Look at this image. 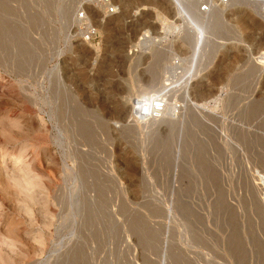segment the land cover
Wrapping results in <instances>:
<instances>
[{"label": "rangeland", "instance_id": "374dc122", "mask_svg": "<svg viewBox=\"0 0 264 264\" xmlns=\"http://www.w3.org/2000/svg\"><path fill=\"white\" fill-rule=\"evenodd\" d=\"M115 1L0 0V264H264V0Z\"/></svg>", "mask_w": 264, "mask_h": 264}, {"label": "built area", "instance_id": "2783aa9c", "mask_svg": "<svg viewBox=\"0 0 264 264\" xmlns=\"http://www.w3.org/2000/svg\"><path fill=\"white\" fill-rule=\"evenodd\" d=\"M100 3L102 6H108L110 5L109 0H100ZM111 7L109 8L111 12ZM199 12L201 13H208L209 8L207 5H202L199 7ZM83 17L82 14L78 15V19H81ZM81 31V36L84 42L86 43H92L95 42L99 38V32L98 30L89 25L86 24ZM140 45L139 47L134 48V53H139L145 46H147L148 43H150L149 36L144 35L142 38H140ZM163 94L156 95L153 98L149 99H143L140 100L138 103V106L135 108L134 112L135 115L133 117V120L135 121H157L161 117L160 115L163 113L165 108V99L162 97Z\"/></svg>", "mask_w": 264, "mask_h": 264}, {"label": "bare ground", "instance_id": "6f19581e", "mask_svg": "<svg viewBox=\"0 0 264 264\" xmlns=\"http://www.w3.org/2000/svg\"><path fill=\"white\" fill-rule=\"evenodd\" d=\"M110 1V5H108V6H102V9H103V11L105 12V14L106 15H108V16H112V15H115V3H116V1L115 0H109ZM228 2V1H227ZM231 2V1H230ZM174 3H175V7L177 8V12H178V14L180 15V16H186L187 18H189L192 22H193V19H192V17H191V13H189V12H187V8H185V6H184V4H183V1L182 0H174ZM185 3V2H184ZM236 3V2H235ZM112 8L111 9V12H110V10H109V8ZM222 7V6H221ZM223 8V7H222ZM210 12V11H209ZM213 12V11H212ZM215 12H216V15H217V17L220 19L221 18V16H222V9L220 10V8H219V10H215ZM201 13V12H200ZM191 14V15H190ZM195 14V13H194ZM202 14H205V13H202ZM237 14V13H236ZM123 15H121L120 17H117L115 20H119L121 17H122ZM231 17V16H230ZM124 18V17H123ZM79 20V19H78ZM248 25V24H247ZM103 26V25H102ZM100 29H102V28H100ZM242 29V28H241ZM193 35H194V33H192ZM146 36H148V35H146ZM195 36V38H196V45H195V49H194V56H193V61H195L197 58H198V56H199V51H200V49H201V47H202V45H203V41H204V39H203V30L201 29V27L200 28H198V32L194 35ZM143 37V35L142 36H140L139 38H138V40H137V42H136V44L134 45V47H133V49L134 48H136V47H139V45H140V38H142ZM149 39H150V42L152 41V39H151V37L149 36ZM260 60H262L261 62H263V64H264V56H262V57H260L259 58ZM179 62V61H178ZM175 69L177 70V69H181L180 67H175ZM182 70V69H181ZM182 72V75H183V73H184V70L183 71H181ZM182 75H180V76H182ZM193 75L194 74H192V75H190L189 77H188V79H187V84L189 83V82H191V79H192V77H193ZM192 76V77H191ZM195 76V75H194ZM194 78V77H193ZM165 90V89H164ZM163 90V91H164ZM162 91V90H161ZM162 93V92H161ZM163 94V93H162ZM164 99H165V108H164V111L167 109V107L169 106V104L167 103V97L165 96V95H163L162 96ZM149 98H153V97H149ZM149 98H145V99H149ZM141 100H143V99H141ZM140 101V100H139ZM139 101L138 100H135V101H133V106L136 108L137 106H138V103H139ZM252 104V103H251ZM173 106V105H172ZM173 108H175L174 106H173ZM135 110V109H134ZM259 109H258V106H256V107H254L253 108V112L254 113H258L259 111H258ZM164 111H163V113L160 115V119H163V116H164ZM134 115H135V112H134V114H133V116H132V118L134 117ZM210 117V116H209ZM159 119V120H160ZM264 119V118H263ZM147 122V121H146ZM263 123V122H262ZM106 125V124H105ZM84 132V131H83ZM82 132V133H83ZM190 149V148H189ZM219 185V184H218ZM260 186V185H259ZM225 192V191H224ZM197 196V195H196ZM258 197V196H257ZM221 201V200H220ZM189 211V210H188ZM264 215V214H263ZM239 224V223H238ZM193 242V241H192ZM242 250V249H241ZM239 255V254H238ZM246 256V255H245ZM240 259V258H239Z\"/></svg>", "mask_w": 264, "mask_h": 264}]
</instances>
